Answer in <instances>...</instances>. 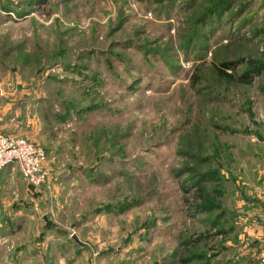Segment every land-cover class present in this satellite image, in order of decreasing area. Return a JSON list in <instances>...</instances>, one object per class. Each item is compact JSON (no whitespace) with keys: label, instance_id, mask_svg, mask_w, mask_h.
Listing matches in <instances>:
<instances>
[{"label":"rangeland","instance_id":"374dc122","mask_svg":"<svg viewBox=\"0 0 264 264\" xmlns=\"http://www.w3.org/2000/svg\"><path fill=\"white\" fill-rule=\"evenodd\" d=\"M250 59L264 0H0V81L50 175L0 171V264H258L264 70L215 69Z\"/></svg>","mask_w":264,"mask_h":264},{"label":"built area","instance_id":"2783aa9c","mask_svg":"<svg viewBox=\"0 0 264 264\" xmlns=\"http://www.w3.org/2000/svg\"><path fill=\"white\" fill-rule=\"evenodd\" d=\"M48 154L44 147L25 138L0 134V171L17 169L32 187H41L50 180L46 169ZM258 264H264V247L255 253Z\"/></svg>","mask_w":264,"mask_h":264},{"label":"crops","instance_id":"0c3cea01","mask_svg":"<svg viewBox=\"0 0 264 264\" xmlns=\"http://www.w3.org/2000/svg\"><path fill=\"white\" fill-rule=\"evenodd\" d=\"M9 87H11L9 83L6 84L4 81H0V134H9L29 140L28 138H31L32 135L31 132L27 130L28 122H31L29 120L30 118L25 117L26 109H21L20 106H17L22 97L21 93L19 92L18 97L16 96L13 98L15 94L8 89ZM18 98L20 100H18ZM32 128L33 127H31V129ZM9 182V177L4 176L3 173L0 172V196H4L5 189L7 191ZM8 207L9 204H7L6 209ZM1 216H5L4 200L0 204V217ZM2 226H4V221ZM251 234L258 240H261L263 242L261 248L264 247V226L250 230V235ZM258 250L256 252H258Z\"/></svg>","mask_w":264,"mask_h":264},{"label":"trees","instance_id":"16d2710c","mask_svg":"<svg viewBox=\"0 0 264 264\" xmlns=\"http://www.w3.org/2000/svg\"><path fill=\"white\" fill-rule=\"evenodd\" d=\"M222 2L223 0H220V5L222 4ZM215 9L216 8H214V10ZM211 13L212 12H210L209 14ZM215 69H216L217 74L220 77L225 78L226 80L236 81L237 83L249 85V84H252L254 81V78L259 76L264 70V62L257 61L255 59L248 60L244 71L240 73L237 77L234 75V71L236 70V66L234 63L222 62L218 65H215ZM199 191L201 192L202 190H199ZM200 198H203V196H201ZM204 259H205V256L202 253L200 254L193 253V255L191 254V256L187 258H182V263L190 264L192 262H198V264H200Z\"/></svg>","mask_w":264,"mask_h":264}]
</instances>
